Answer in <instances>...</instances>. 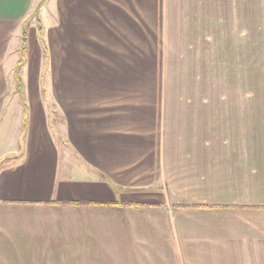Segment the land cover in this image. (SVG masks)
<instances>
[{
  "label": "crops",
  "instance_id": "1",
  "mask_svg": "<svg viewBox=\"0 0 264 264\" xmlns=\"http://www.w3.org/2000/svg\"><path fill=\"white\" fill-rule=\"evenodd\" d=\"M33 2L0 0L6 65ZM228 2L48 0L47 66L28 69L20 143L0 156V264H264V200L211 199L216 138L190 97L202 22Z\"/></svg>",
  "mask_w": 264,
  "mask_h": 264
},
{
  "label": "rangeland",
  "instance_id": "2",
  "mask_svg": "<svg viewBox=\"0 0 264 264\" xmlns=\"http://www.w3.org/2000/svg\"><path fill=\"white\" fill-rule=\"evenodd\" d=\"M228 1L232 11L226 22L218 20L209 28L208 23L202 22L200 62L205 74L194 78L195 94L190 97L201 104L202 134L211 133L216 138L214 157L218 183L221 184L209 191L211 199L256 204L258 200H264V5L262 0ZM47 6L48 0H34L8 48L10 51L18 48L15 59L6 65L0 58V85L5 90L0 92V111L15 86L22 93L21 99L12 103L11 111L15 116H4L0 121V156L20 143L17 129L23 117L21 110L16 108H21L23 102L26 109L23 87L28 69L33 68L34 62L38 71L47 66ZM24 30L27 39L31 35L35 43V49L31 46L29 63L28 41L25 53L22 52ZM4 49L7 48L3 46L2 52ZM172 80L175 78H168L165 95V100L169 101ZM44 84L47 85L45 78ZM182 89L187 90L185 86ZM258 181L261 182L259 187ZM249 225H256L255 217H250Z\"/></svg>",
  "mask_w": 264,
  "mask_h": 264
},
{
  "label": "trees",
  "instance_id": "3",
  "mask_svg": "<svg viewBox=\"0 0 264 264\" xmlns=\"http://www.w3.org/2000/svg\"><path fill=\"white\" fill-rule=\"evenodd\" d=\"M26 44H27V34H26V31L24 30L23 39H22V52H23V54L25 53V50H26Z\"/></svg>",
  "mask_w": 264,
  "mask_h": 264
}]
</instances>
